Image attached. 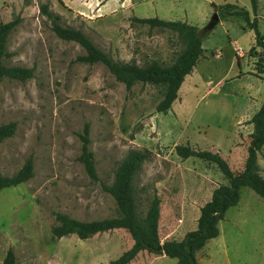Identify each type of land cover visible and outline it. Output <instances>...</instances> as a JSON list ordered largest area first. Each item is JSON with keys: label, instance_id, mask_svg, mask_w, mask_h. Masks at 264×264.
<instances>
[{"label": "rangeland", "instance_id": "374dc122", "mask_svg": "<svg viewBox=\"0 0 264 264\" xmlns=\"http://www.w3.org/2000/svg\"><path fill=\"white\" fill-rule=\"evenodd\" d=\"M100 1L0 0V22L19 19L8 37L13 55L7 63L34 69L28 80L0 82V125L16 124L15 133L0 143V173L12 175L28 158L33 161L27 182L0 191V264L9 248L17 264H107L129 249L133 240L125 229L79 239L75 234L54 238L51 228L57 212L80 221L117 216L105 187L130 150L148 154L134 177V194L140 216L154 195L159 198L161 242L180 240L194 230L199 208L225 183L216 165L183 159L176 145L218 152L234 172L243 168L249 120L264 103V81L251 74L261 49L241 16L204 29L218 14L215 7L230 3L247 9L264 33V0H258L255 15L250 0H134L126 10H119L120 0L101 7ZM45 3L62 25L82 30L114 60L144 67L156 57L167 66L182 50L181 41L137 22L138 17L198 27L208 59L186 76L178 91L181 99L166 113L157 112L161 87L136 83L127 89L103 64L77 61L84 50L55 35L40 9ZM85 124L95 181L78 160ZM258 164L264 177V147ZM218 226L219 235L198 251V264H264V201L252 189L241 188L239 202ZM129 264L177 263L141 251Z\"/></svg>", "mask_w": 264, "mask_h": 264}, {"label": "trees", "instance_id": "16d2710c", "mask_svg": "<svg viewBox=\"0 0 264 264\" xmlns=\"http://www.w3.org/2000/svg\"><path fill=\"white\" fill-rule=\"evenodd\" d=\"M250 4L255 15L258 0H250ZM40 9L50 21L51 29L58 38L73 41L82 47L84 54L79 55L77 61L87 64H103L115 79L124 84L127 89L136 83L161 87L162 97L156 105V111L160 113H166L171 108L172 103L178 98V90L185 76L192 72L203 55L202 38L204 35L198 27L183 21H167L156 17L136 18L137 22L148 24L150 27H159L176 32L183 44L182 50L177 54L175 61L165 67L155 60L144 67L114 60L98 48L82 30L62 25L60 15L51 12L48 4H41ZM215 11L218 12L220 20L230 16H241L247 26L254 30L255 46L260 47L261 52L254 55L256 60L253 63L254 71L251 74L264 81V33L259 31L256 18L251 20L247 9L230 3L215 7ZM18 23V18L0 22V82L3 79L25 81L33 77L34 69L32 67L7 63V60L13 55L7 48L8 37ZM249 123L252 124V132L249 135L250 140L244 165L239 172H234L227 160L218 152L195 149L188 144L175 146V152L179 157L183 159L195 157L212 163L217 166L225 179V183L219 184L213 190L210 199L199 208L196 228L188 231L182 239L160 241L158 233L160 200L156 195L149 200L143 216L137 212L133 187L134 177L148 158L147 152L142 150H130L117 165L113 182L105 187L115 200L118 210L117 216L101 220L80 221L57 212L55 213L56 223L51 228L52 236L61 238L75 234L79 239H87L97 233L125 229L133 240L132 246L107 264H129L141 251L165 255L176 259L177 264H198V251L209 240L219 235V222L224 219L226 211L239 202L242 187H249L264 201V177L258 164V152L264 147V103L253 114ZM15 130L16 124L14 122L1 124L0 143L11 137ZM79 138L81 140V152L78 160L82 163L88 177L95 181L97 180V172L94 155L89 147V127L87 124L79 133ZM32 176L33 161L28 158L14 174L3 175L0 173V191L27 182ZM1 264H17L15 253L11 248L6 251Z\"/></svg>", "mask_w": 264, "mask_h": 264}, {"label": "crops", "instance_id": "0c3cea01", "mask_svg": "<svg viewBox=\"0 0 264 264\" xmlns=\"http://www.w3.org/2000/svg\"><path fill=\"white\" fill-rule=\"evenodd\" d=\"M107 0H102V1H100L101 2V4H100V7L106 2ZM120 3H121V5H123V7L122 8H120L119 10H126L127 8H130L131 7V5H133L134 4V0H120ZM136 17V16H135ZM138 18H141V17H138ZM158 29H160V30H163L164 32H165V34H167L169 37H173V38H175L178 42H180V40H179V38H178V34L176 33V32H174L173 30H169V29H164V28H159V27H157ZM165 49H166V51L165 52H167V54H168V52H170V50H171V47L168 45V44H166V46L164 47ZM202 48H203V42H202ZM213 54H215V53H213ZM238 58H239V62H240V58H241V55H239V53H238ZM208 58H207V55L205 54V49L203 48V55H202V57L198 60V62H197V64L200 62V61H203V60H207ZM153 60H155V61H157L161 66H163V67H165L164 65H163V62H162V59L160 60V59H158V58H153ZM175 60H173L169 65H171L173 62H174ZM196 64V65H197ZM169 65H167V66H169ZM196 65H195V67L194 68H196ZM194 68H193V70H192V72L194 71ZM192 72L190 73V74H192ZM189 75V74H188ZM185 78H186V76H185ZM185 78H184V80H185ZM184 82V81H183ZM183 82H182V84H181V86H180V88H179V90L178 91H180V89L182 88V85H183ZM223 83V81L222 82H220V85ZM177 99H181V97L178 95V98ZM180 105H181V103H180ZM171 109V108H170Z\"/></svg>", "mask_w": 264, "mask_h": 264}, {"label": "water", "instance_id": "95a60500", "mask_svg": "<svg viewBox=\"0 0 264 264\" xmlns=\"http://www.w3.org/2000/svg\"><path fill=\"white\" fill-rule=\"evenodd\" d=\"M219 20H220L219 16L215 12L204 30H208V31L212 30L214 26L219 22Z\"/></svg>", "mask_w": 264, "mask_h": 264}, {"label": "built area", "instance_id": "2783aa9c", "mask_svg": "<svg viewBox=\"0 0 264 264\" xmlns=\"http://www.w3.org/2000/svg\"><path fill=\"white\" fill-rule=\"evenodd\" d=\"M238 49H240L241 50V48L240 47H238ZM239 53V52H238Z\"/></svg>", "mask_w": 264, "mask_h": 264}]
</instances>
